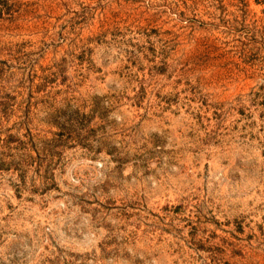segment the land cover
Segmentation results:
<instances>
[{"label":"rangeland","instance_id":"374dc122","mask_svg":"<svg viewBox=\"0 0 264 264\" xmlns=\"http://www.w3.org/2000/svg\"><path fill=\"white\" fill-rule=\"evenodd\" d=\"M0 264H264V0H8Z\"/></svg>","mask_w":264,"mask_h":264},{"label":"trees","instance_id":"16d2710c","mask_svg":"<svg viewBox=\"0 0 264 264\" xmlns=\"http://www.w3.org/2000/svg\"><path fill=\"white\" fill-rule=\"evenodd\" d=\"M7 3H8V0H0V13H1V8H2L3 6H6ZM26 157H27V155H26ZM28 157H29V155H28ZM26 160H27V159H26Z\"/></svg>","mask_w":264,"mask_h":264}]
</instances>
